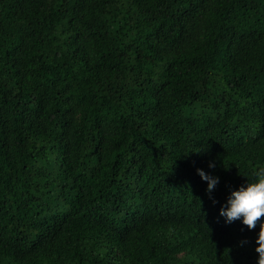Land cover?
<instances>
[{"label": "trees", "instance_id": "trees-1", "mask_svg": "<svg viewBox=\"0 0 264 264\" xmlns=\"http://www.w3.org/2000/svg\"><path fill=\"white\" fill-rule=\"evenodd\" d=\"M259 166L264 0H0V264H257Z\"/></svg>", "mask_w": 264, "mask_h": 264}, {"label": "clouds", "instance_id": "clouds-1", "mask_svg": "<svg viewBox=\"0 0 264 264\" xmlns=\"http://www.w3.org/2000/svg\"><path fill=\"white\" fill-rule=\"evenodd\" d=\"M209 167L214 168L215 164L209 162ZM200 177L207 181L206 191L211 194L219 182V178L211 176L202 169H197ZM253 182L246 186L241 185L238 189L232 190L227 200V206L220 209V215L226 218V223L236 219H242V223L248 229H255L259 223V233L256 237L255 252L258 253L257 264H264V166L254 170Z\"/></svg>", "mask_w": 264, "mask_h": 264}]
</instances>
